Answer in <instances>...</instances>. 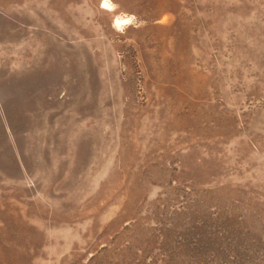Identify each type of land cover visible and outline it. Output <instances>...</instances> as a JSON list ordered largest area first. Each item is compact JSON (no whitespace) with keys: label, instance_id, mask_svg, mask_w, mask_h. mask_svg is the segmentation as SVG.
Instances as JSON below:
<instances>
[{"label":"rangeland","instance_id":"rangeland-1","mask_svg":"<svg viewBox=\"0 0 264 264\" xmlns=\"http://www.w3.org/2000/svg\"><path fill=\"white\" fill-rule=\"evenodd\" d=\"M104 1L0 0V264H264V0Z\"/></svg>","mask_w":264,"mask_h":264},{"label":"bare ground","instance_id":"bare-ground-1","mask_svg":"<svg viewBox=\"0 0 264 264\" xmlns=\"http://www.w3.org/2000/svg\"><path fill=\"white\" fill-rule=\"evenodd\" d=\"M103 5V10L108 11L109 9H111V11H113L111 4L108 2V0L104 1ZM130 20V18L116 17L113 21L114 28L120 30L119 27L129 26L131 24Z\"/></svg>","mask_w":264,"mask_h":264}]
</instances>
